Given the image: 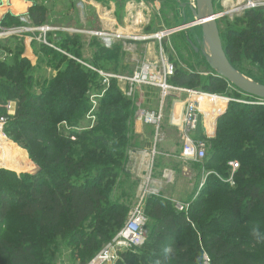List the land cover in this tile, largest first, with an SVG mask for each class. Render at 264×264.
Returning a JSON list of instances; mask_svg holds the SVG:
<instances>
[{
	"label": "trees",
	"instance_id": "obj_1",
	"mask_svg": "<svg viewBox=\"0 0 264 264\" xmlns=\"http://www.w3.org/2000/svg\"><path fill=\"white\" fill-rule=\"evenodd\" d=\"M33 1L27 15L33 26H41L46 13L44 0ZM13 4L18 11L26 7L17 1ZM19 25V18L10 14L0 21L2 28ZM67 36L58 34L57 40L49 41L55 40L58 50L81 57L82 41L78 37L63 40ZM223 38L222 48L233 68L240 72L247 60L264 73V7L246 9L234 18L233 28L227 26ZM10 39L17 43L13 50L6 46ZM10 39L0 40L1 52L14 55L11 64L0 62V118L7 119L5 135L23 144L36 171L17 175L0 170V228L9 223L19 226L15 232L0 233V264H42L32 239L43 234L62 239L68 233L81 245L79 263L88 264L123 228L128 217L127 198L135 197L137 184L126 192L120 181L121 175L130 181L121 167L127 160L128 118L134 107L120 84L111 81L89 132L67 133L62 127L59 132L62 123L73 128L83 122L90 110L88 93L99 87V77L61 52L33 43L41 55L51 57L47 65L56 70L49 83L35 81L29 74L33 68L24 57L23 41ZM93 43L95 67L119 64L118 58L124 55L121 43L110 48L96 39ZM56 61L63 63L61 69L55 66ZM221 81L225 82L220 77L209 78L198 88L195 74L176 69L169 78L175 87L196 88L231 99L216 121L214 134L203 138L199 127L194 136L205 140L208 147L202 165L213 174L197 192L198 169L187 212H178L169 200L149 196L143 207L149 220L145 243L133 248L139 251L137 255L132 249L120 252L115 264H205L204 256L209 264H264V105L254 104L257 98L240 92V98L216 93ZM9 101L16 105L13 116L4 108ZM72 135L75 140H71ZM233 161L240 164L231 188L215 175L227 177L228 163ZM116 190L118 196H114Z\"/></svg>",
	"mask_w": 264,
	"mask_h": 264
},
{
	"label": "rangeland",
	"instance_id": "obj_2",
	"mask_svg": "<svg viewBox=\"0 0 264 264\" xmlns=\"http://www.w3.org/2000/svg\"><path fill=\"white\" fill-rule=\"evenodd\" d=\"M1 1H6V0H1ZM27 1L31 4L35 3V1L33 0H27ZM36 1H38L39 3L43 2L42 0H36ZM111 1H113L116 5L114 8L115 9L114 14L117 16V18L119 17L122 18L121 16V14L123 13L122 12L123 10L122 1L121 0H111ZM150 1H151L150 3L153 4V6L155 7V15L152 14L151 25L148 26L147 29L144 30V32L147 35H150L155 32L162 31V30H171L176 27H181L184 24L190 23L194 19V16L196 14V9H197L196 0H150ZM249 5L251 7H248ZM32 6H30V8ZM213 7L216 13L222 15V17H220L217 20V27H218V31L221 34V36L225 37L227 26L228 28L229 27L233 28L234 26V18L240 17L242 13L247 9L246 7H248V9H253L256 7H264V0H213ZM200 8L202 12H206V8L203 3L200 4ZM88 9L90 10L91 8H88ZM88 9L84 8L83 16H81L84 19V21L81 23L83 24L82 26L83 28H79V29L74 28V30L78 32H75L74 34L71 33L73 35L67 34L68 36L63 38V40H66L68 37H78L82 41L83 51L81 52L82 54L81 57L76 58V57L70 56L68 53H66L65 51L61 49H59V52H61V54L66 56L67 58L74 59L77 62V64L80 66V68L86 70L87 72L96 74V76L99 77L100 85L98 88L92 89L88 93V102L90 103V110L86 113L83 122L73 128H68L67 127L68 125H66L65 123H62L60 127L58 126L59 132H60V128L62 127L61 130L64 129V131H66L67 133L73 132L74 134V131H75L76 134H80L82 132H89L95 125L96 120H97L96 115L98 112L100 100L105 95L103 94V88L101 86L100 76L95 71L102 72L104 74H108V75L116 76V77H129L138 68H140L142 64L146 61H149V62L156 61L159 63V66H161L162 65L161 60H165L173 66L174 70L176 69L180 73L195 74L199 82L198 88L199 87L201 88L203 84L207 83L209 78L219 77L208 66V62L206 58L207 56H209V50H208V45H207V40L204 34V30L200 26H194V27H190L187 29L179 30L175 33H172L171 35H169V37L163 39L161 42H158L156 40L155 41L153 40L131 41L130 43L128 42L127 46H125V48H128V49H125V50L123 49L122 52L124 53V55L118 58V61H119L118 65L110 66L105 69L101 67H95L94 62H93V50H94L93 41H95V39L96 40L98 39L95 37H91L89 34H87V32L98 30L97 28L98 26L94 20V17H92L91 10L89 12ZM118 25L119 26L121 25L120 21H118ZM50 26H53V25H50ZM56 27H59V26H56ZM68 28L71 29L70 27ZM238 28H240V25ZM221 36H220V39H221ZM50 38L52 39L53 37H50ZM55 40H57V38ZM55 40L54 41L52 40V42L51 41L50 42L53 46L56 47L57 44L55 45L56 43ZM116 43H120V42L118 41ZM221 43H222V46H224L223 44L225 43L224 38L221 39ZM16 44H17L16 41L12 40V41H8V44L6 46L10 47L13 50ZM31 48L34 52V59L32 60V63H31L32 65L31 67L33 68V71L29 72V74L33 77L35 81L37 80L43 84L44 82L49 83L52 77L56 75V70H54V67L47 65V62H50L51 57L46 56L47 57L46 58L45 56L41 55L38 49L34 46L33 47L31 46ZM13 56H14L13 54L12 56L9 55L6 50H4L3 53L0 50V62L11 64V60ZM56 65L61 69L63 66V63L60 64L58 61H56L55 66ZM159 69L161 70V68ZM236 70L239 72L237 68ZM239 73L253 82H257L260 85H264L262 84V82H264V73L258 72L253 66H251L248 63L247 60L243 62L242 70H240ZM111 81L118 82L117 79H112ZM110 85H111V82H110ZM120 86H121V91H122L123 85L120 84ZM190 90L196 91V88H192ZM198 90L199 89H197V91ZM214 91L221 95L222 94H225V95L233 94L235 95V97L237 96V98L241 97L237 95V92L239 94V91L234 89L226 81L225 82L221 81L218 87H215ZM143 92H144L143 97L145 100L144 102L146 104V107L150 109L157 108L159 106V102L161 98V91L156 88H153L151 90H148L147 88H143ZM171 95L170 97L166 98L165 107L167 106V109L170 104L172 105V100H175L174 92L171 93ZM176 96H178V98L181 97V95L179 96L177 94ZM128 99L131 101L134 108H133V114L129 116L128 118L129 119L128 120L129 132L127 135L128 143L126 145L125 152H124L125 159L127 160H126L125 166L121 167L122 168L121 172L128 173L130 176V181H125L124 176L122 175L120 176V178H122L120 181L123 182L122 183L123 186L125 184L124 187H125L126 192L128 191V187L130 185H133V184H137V185H135L136 186L135 189L133 188L134 193H135L134 199L129 200V198H127L128 199L127 205L129 203L127 219L129 218V215L134 210V208L141 201L144 190H149L150 193L155 194L154 197H157L158 192L156 193V191L152 188V186L156 187V185H153L155 183L154 182L147 183V179L150 173L154 180V179H157V177L161 175L162 169H171V170L176 171L178 167L177 161L168 159V158H163L164 152H162L160 147H157V149L155 150V146L153 145L154 143L152 142L153 138L151 135V131L148 130L146 126L141 125L135 117V111H136L135 105L137 102V98L129 97ZM240 102H244V101H240ZM254 104L264 105V101L258 100L254 102ZM165 107H164V113H165L166 121L164 122H167L168 113L167 111H165ZM165 124H162V125L164 126ZM214 131H213V134H214ZM93 134L97 135V131H94ZM162 135L164 138L168 137L167 130H165ZM174 139L178 143L177 138H174ZM71 140H75L74 135H72ZM5 142L6 144L4 143V145L3 143H0V159H3L2 161L0 160V165H1L0 170L13 172L17 175L35 173L36 171L35 163L31 161L28 150L23 146V144L13 142L9 137H7V141ZM161 144L159 146H161ZM164 144L167 145V142ZM9 146H10L9 148L10 152L8 153L7 147ZM206 147L208 146L206 145ZM9 157L11 160H9L8 162L6 159ZM16 159L19 160V162L23 163L22 168H18L17 163L15 162ZM153 159H154V166L152 165ZM233 162L240 164L238 161H233ZM195 164L201 165V167L194 166V170L192 171L193 167L188 165L187 176H183L181 169L178 168L179 170L177 171H180V177L182 178L183 176V181H179L180 185L182 186L181 188L182 190L180 191V193L178 194L176 198H172L170 193L166 195L169 198H172L175 203L188 202L190 195H191V191H192V183L190 184L189 179L196 180V174L198 173V169L200 168H201L200 169L201 171H200L199 183L202 181H204V184L206 183V180L209 177L207 176L206 178V175L208 173H211V171L208 169L205 170L204 166L202 165V161L199 163H195ZM32 165H33L32 169L29 170V168H31ZM230 176H231V172H228L227 177L222 178L218 176V179L219 180L222 179L225 181ZM120 181L119 180L116 181V186L118 185ZM199 183H198V186H199ZM203 186L201 187V189L203 188ZM228 186L232 188L234 187V184L233 185L228 184ZM163 190H164V185L160 188V191H159L160 194L161 192H163ZM200 190L197 189V192H199ZM165 192L167 193V191ZM118 194H119V191L116 190L114 193V196H118ZM149 196L150 195L144 196L143 202H142L143 207L145 205V201L147 200ZM11 218L14 219L13 217ZM148 227H149V220L147 219V222L145 224V228L143 231L146 236L149 232ZM18 228L19 226L9 223L5 227L0 228V233L9 234L8 231L15 232ZM112 240L105 243L103 245V248L106 245L110 244ZM32 242L36 246L35 253L38 257V261L42 264H80L79 262H80V258L82 255L81 245H79L74 240V235L70 233H68V235H66V237L62 239L60 237H51L50 235L43 234L39 236V238L37 237V238L32 239ZM130 251H132V254L134 255L139 254L138 250L132 249Z\"/></svg>",
	"mask_w": 264,
	"mask_h": 264
},
{
	"label": "built area",
	"instance_id": "obj_3",
	"mask_svg": "<svg viewBox=\"0 0 264 264\" xmlns=\"http://www.w3.org/2000/svg\"><path fill=\"white\" fill-rule=\"evenodd\" d=\"M126 5L123 8L124 23L120 27L115 25L114 30H95L87 32L91 37L97 38L106 48H110L112 44L118 41H158L169 37L172 34L171 30H162L153 34L147 35L144 30L150 24L152 18L151 7L148 0H126ZM16 17V16H15ZM20 25L11 28H2L0 26V40L9 38H19L23 41V45L32 46L33 43L47 46L53 50H58L49 41L50 37L57 38L58 34H71L78 32L74 29L60 28L50 25L33 26L28 15L17 16ZM71 34V35H73ZM83 34V33H82ZM59 51V50H58ZM162 65L156 61H146L129 77H116L102 72L95 71L101 79L103 94L110 87L112 79H117L123 85L122 93L126 97L137 98L135 117L137 121L143 125L152 127L155 131V139L159 136L161 126L165 120L164 107L166 98L170 97L174 92L175 100H172L171 120L169 125L175 128L181 135L182 141V157L186 162L199 163L203 160L206 154L205 140L194 139L197 129L200 127L203 131V138L213 135L216 127L217 119L225 113L230 98L219 96L216 94L203 93L200 91L188 90L171 85L168 80L174 74L173 66L165 60H161ZM161 68V70L159 69ZM143 88L151 90L153 88L161 91V98L157 108L146 107L143 97ZM102 94V96H103ZM177 95H181L178 98ZM172 96V95H171ZM6 114L13 116L16 105L9 101L5 106ZM209 115H214L215 119L210 124ZM6 118H0V141H7V136L4 133ZM2 150V149H1ZM1 161L3 159H0ZM228 167L231 176L223 183L233 185L234 173L239 169V164L229 162ZM1 168V165H0ZM213 173H208L207 176ZM218 178V176H216ZM150 177L148 176L147 183ZM204 185V181L199 183L198 190ZM145 191V192H144ZM143 196L139 204L129 215L123 228L117 233L112 242L106 245L90 262L89 264H115L119 259V253L127 250L141 247L146 240V235L143 232L147 219L143 212V198L145 195L155 196L149 190H144ZM197 194H195L196 197ZM189 203H175L174 207L178 212H187ZM205 264H209V260L204 256Z\"/></svg>",
	"mask_w": 264,
	"mask_h": 264
},
{
	"label": "crops",
	"instance_id": "obj_4",
	"mask_svg": "<svg viewBox=\"0 0 264 264\" xmlns=\"http://www.w3.org/2000/svg\"><path fill=\"white\" fill-rule=\"evenodd\" d=\"M13 1H17L19 3L25 4L26 7L25 9L18 11L16 10V6H14ZM122 1V8H124V5L126 0H121ZM133 1H139V0H133ZM38 2V1H37ZM149 5L151 7V12L152 14L155 15V7L153 4H151L150 0H148ZM35 3H29L24 0H6V1H1L0 0V21L5 17V15L10 14L13 16H21V15H27L28 10L30 6L34 5ZM19 6V4H18ZM44 6H45V21L43 25H53V26H59V27H70L71 29H79L83 28V24H81L84 19L83 17V10L84 8L88 9L91 8L92 12V17H94L95 22L97 23V28L99 29H106V30H114L116 27L115 25L118 24V21L121 22V25L125 27V19L123 14H121L122 18H117V16L114 14L115 12V3L111 0H44ZM106 7V8H105ZM88 9V11L90 12ZM105 11L108 15V18L103 17ZM122 12H124L122 10ZM79 16V17H78ZM79 20V21H78ZM75 24V26H74ZM151 25V21L149 26ZM120 27L119 25H116ZM123 49H128L125 48L127 46L128 42L124 41H119ZM130 43V42H129ZM115 44V43H114ZM24 57L32 63V60L34 59V52L31 48L30 45H24ZM153 93V92H151ZM165 111L168 113V118L167 122H163V124H166L161 126L159 136L157 139H155V131L152 127L146 126L148 130L151 131L152 135V142L154 143L153 145L155 146V150L157 147H160L163 153V158H168L177 161L178 167L175 170L171 169H162L161 175L157 177V179L152 178V175L150 173L149 177V183L154 182L156 187L152 188L158 192L157 197L162 198L164 200H169L173 202L174 200L172 198H176L180 191L182 190V186L180 185L179 181H183V176H187V167L192 166V171L194 170V162H186L183 157H182V141H181V135L179 132L173 128L171 125H169L170 120H171V115H172V105L170 104L168 109L167 106L165 107ZM210 124L214 121L212 118L208 119ZM166 121V120H164ZM167 130L168 132V137H163V132ZM174 138H177L178 143L175 141ZM167 142V145L164 143ZM162 143V144H161ZM161 144V146H159ZM156 152V151H155ZM156 155V153H155ZM162 155V154H161ZM155 158V157H154ZM154 166V159H153V164ZM182 171V178L180 177V171H177L179 169ZM152 170V168H151ZM191 171V170H190ZM185 179V178H184ZM190 184L192 183V191L196 189L197 182L195 179H189ZM164 185V190L167 191V193L163 190L160 194V188ZM163 193V194H162ZM168 193L172 196V198H169L166 196ZM187 193V191H186Z\"/></svg>",
	"mask_w": 264,
	"mask_h": 264
},
{
	"label": "water",
	"instance_id": "obj_5",
	"mask_svg": "<svg viewBox=\"0 0 264 264\" xmlns=\"http://www.w3.org/2000/svg\"><path fill=\"white\" fill-rule=\"evenodd\" d=\"M196 3L197 9L194 19L181 27L171 29L172 33L194 26L202 27L209 50V56L206 58L209 68L240 93L264 101V85H260L244 77L227 60L217 27V20L222 15L214 11L212 0H196ZM201 3L205 5L206 12L201 11ZM248 7L251 6L249 5ZM248 7L246 8L248 9Z\"/></svg>",
	"mask_w": 264,
	"mask_h": 264
},
{
	"label": "bare ground",
	"instance_id": "obj_6",
	"mask_svg": "<svg viewBox=\"0 0 264 264\" xmlns=\"http://www.w3.org/2000/svg\"><path fill=\"white\" fill-rule=\"evenodd\" d=\"M103 13H104V16H103V17L108 18L107 13H106L105 11H103ZM211 116H212V119L214 120V119H215V116H214V115H209V116H208V119H210ZM0 143H3V142L0 141ZM4 143L6 144V142H4ZM8 144H10V143H8ZM8 144H7V145H8ZM7 148H8V149H7V150H8V153H9V152H10V151H9L10 146L7 147ZM10 154H11V153H10ZM6 160L9 162V160H11V159H10V157H9V158H7ZM8 162H7V163H8ZM15 162L17 163L18 168H22V166H23V163H22V162H19V160H17V159L15 160ZM19 170H20V169H19Z\"/></svg>",
	"mask_w": 264,
	"mask_h": 264
}]
</instances>
